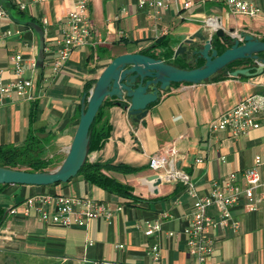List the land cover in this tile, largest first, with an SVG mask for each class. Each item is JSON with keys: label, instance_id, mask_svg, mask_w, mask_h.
<instances>
[{"label": "crops", "instance_id": "crops-1", "mask_svg": "<svg viewBox=\"0 0 264 264\" xmlns=\"http://www.w3.org/2000/svg\"><path fill=\"white\" fill-rule=\"evenodd\" d=\"M162 1L164 6L151 13L138 6L139 0H90L91 35L84 45L71 51L55 73L52 66L58 40L67 27L66 15L73 0H0L7 12V17L0 18V31L20 30V34L0 37V69L5 80L12 76V54H22L26 74L35 64L32 98L5 96L0 100V145L24 142L34 104L31 127L43 128L42 135L51 136L49 156L64 158L79 120L86 83L94 82L113 57L126 52L175 63L179 60L173 57L177 44L205 26L209 17L216 22L213 28L245 30L264 38V14L243 16L223 2L211 0ZM187 1L190 5L184 6ZM254 1L264 8V0ZM220 75L198 84H171L147 106V114L137 124L127 117L122 104L112 102L104 108L110 134L100 148L88 154V160L140 168L132 173L109 174L130 185L141 201L110 193L82 176L51 186L8 184L0 193V204L6 209L0 248L38 256L47 261L45 264H196L184 233L192 217V198L182 182L168 181L162 169H152L149 158L173 146L177 150L175 167L189 177L199 193L208 191L219 177L252 167L257 154L261 163L256 169L264 180V124L237 137L209 129L213 119L245 96H264V70L252 76ZM262 118L264 110L259 120ZM154 174L161 175L157 185ZM43 193L94 199L106 207L110 218L102 215L87 226L64 228L44 224L34 212L24 216L22 202ZM13 207H17L16 213L9 212ZM206 214L217 219L219 210L211 204ZM155 221L160 230L146 236V223ZM231 223H237L238 229ZM212 235L214 252L209 264H264V202L254 211L245 210L239 202L231 210L229 224L216 225ZM154 243L159 245L157 261L149 251Z\"/></svg>", "mask_w": 264, "mask_h": 264}, {"label": "built area", "instance_id": "built-area-1", "mask_svg": "<svg viewBox=\"0 0 264 264\" xmlns=\"http://www.w3.org/2000/svg\"><path fill=\"white\" fill-rule=\"evenodd\" d=\"M223 2L232 12L255 17L264 14V8L258 6L254 0H211ZM90 0H73L72 7L67 12V27L63 36L58 40L59 50L53 63V72L57 73L63 64L68 60L71 51L84 45L91 35V25L88 15V4ZM190 5V1L184 6ZM140 8L149 9L156 13L164 6L162 0H139ZM25 5L20 4L19 8L24 9ZM7 17L5 8L0 4V18ZM215 23L212 17L207 18L206 25L213 27ZM12 33L20 34L19 29L14 32L10 29L0 31V37L10 36ZM12 76L6 81L3 70L0 69V100L7 96L19 98H32V88L35 81V64H32L30 74H26L25 61L20 53H14L10 57ZM264 110V96L250 94L245 96L236 105L225 111L219 117L209 123L211 132L227 131L237 137L246 134L250 129L264 124V118L259 120ZM177 150L172 146L164 154H153L149 158V166L154 170H163L168 181L182 182L185 190L192 198V217L189 225L184 229L187 236V250L194 257L196 264H209L214 252V238L212 230L216 225H227L231 218V210L242 201L247 211H254L260 202H264V180L256 167L261 163L259 154L254 157V165L241 172H230L226 176L219 177L212 181L211 188L199 193L189 177L175 167ZM224 160V157L221 158ZM215 204L219 210L218 218H212L206 214V208ZM21 213L29 216L34 212L44 224H54L68 228L72 225L79 227L87 226L91 219L104 215L110 218V212L106 207L91 198L69 196L63 194H35L26 198L22 204ZM16 213L17 207L9 210ZM233 229H238L237 223H231ZM160 230L158 222H147L144 234L151 236ZM172 232L168 233L171 235ZM150 255L153 261L159 259V245H151ZM95 264H124L117 262H96Z\"/></svg>", "mask_w": 264, "mask_h": 264}, {"label": "water", "instance_id": "water-1", "mask_svg": "<svg viewBox=\"0 0 264 264\" xmlns=\"http://www.w3.org/2000/svg\"><path fill=\"white\" fill-rule=\"evenodd\" d=\"M213 36L227 47L219 53L213 44ZM264 40L252 33L233 28L225 31L210 25L183 38L174 49L188 67H180L143 53L126 52L113 57L97 79L81 97L79 120L60 164L52 170L26 171L0 166V184L50 185L67 182L74 177L87 157L89 129L105 98H114L122 104L133 124L147 114V106L161 96L171 83L198 84L212 79L223 69L230 76H252L264 70ZM241 59H251L250 67H238L231 71L228 64ZM202 60L198 66L195 64ZM153 183L161 182V175H153Z\"/></svg>", "mask_w": 264, "mask_h": 264}, {"label": "trees", "instance_id": "trees-1", "mask_svg": "<svg viewBox=\"0 0 264 264\" xmlns=\"http://www.w3.org/2000/svg\"><path fill=\"white\" fill-rule=\"evenodd\" d=\"M261 40H264L261 39ZM164 43L168 42L167 40L163 41ZM213 44L218 48L219 53L222 52L227 46L223 45L219 42L216 36H213ZM260 56L264 57V52L259 53ZM168 62V61H167ZM175 64L174 62H170ZM202 63V60H199L195 66H198ZM247 63V67L253 66L254 63L251 59H241L236 60L228 64V70L231 71L235 68L243 66V64ZM245 66V65H244ZM188 67V66H186ZM226 73V72H222ZM219 73L212 79L219 78L222 74ZM243 76V75H242ZM93 81H90L85 84L84 91L87 93L93 85ZM177 84V83H171ZM171 86V85H170ZM115 102L114 98H105L103 103L98 109L93 122L91 123L89 129V144H88V152L86 160L83 165L79 169L78 173L74 176H82L83 179L88 182L104 189L110 193L118 195L120 197L129 198L131 200L141 201V198L135 196L132 193V187L126 183H123L117 180L114 176L110 175L109 172H119V173H132L139 171L140 168L132 167L127 164L119 163V164H107L101 163L97 161H89L88 154L100 148L105 140L109 137L111 124L108 118L104 114V108L107 104H112ZM36 114V106L34 104L31 105L28 114L29 128L27 131L26 138L21 145L14 144H4L0 145V166H6L10 168H16L26 171H45L52 170L57 167L62 161L63 157L57 156H48L47 155V147L51 142L50 135H42L44 129L38 128L35 129L31 127L35 119ZM70 180V179H69ZM61 182L53 183L51 185L59 184ZM8 184H0V193L2 188ZM49 186V185H42ZM6 218V209L4 206L0 204V227L3 225ZM20 252H4L0 253V264H20L15 261L16 254Z\"/></svg>", "mask_w": 264, "mask_h": 264}, {"label": "rangeland", "instance_id": "rangeland-1", "mask_svg": "<svg viewBox=\"0 0 264 264\" xmlns=\"http://www.w3.org/2000/svg\"><path fill=\"white\" fill-rule=\"evenodd\" d=\"M174 54V53H173ZM174 57V56H173ZM175 65L180 67H186L187 64L179 58V60L175 61ZM49 156V154H47ZM17 256L15 257V261H17L20 264H45L47 261L43 260L42 258L38 256H31L27 255L25 253H17Z\"/></svg>", "mask_w": 264, "mask_h": 264}, {"label": "flooded vegetation", "instance_id": "flooded-vegetation-1", "mask_svg": "<svg viewBox=\"0 0 264 264\" xmlns=\"http://www.w3.org/2000/svg\"><path fill=\"white\" fill-rule=\"evenodd\" d=\"M224 72V70L222 69L219 73H222ZM4 252H17V251H12V250H8V249H5V248H0V253H4Z\"/></svg>", "mask_w": 264, "mask_h": 264}, {"label": "bare ground", "instance_id": "bare-ground-1", "mask_svg": "<svg viewBox=\"0 0 264 264\" xmlns=\"http://www.w3.org/2000/svg\"><path fill=\"white\" fill-rule=\"evenodd\" d=\"M215 23H216V22H215ZM215 23H214V24H215Z\"/></svg>", "mask_w": 264, "mask_h": 264}]
</instances>
